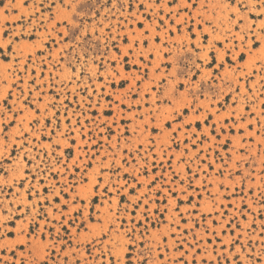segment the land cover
I'll use <instances>...</instances> for the list:
<instances>
[{
    "label": "rangeland",
    "instance_id": "obj_1",
    "mask_svg": "<svg viewBox=\"0 0 264 264\" xmlns=\"http://www.w3.org/2000/svg\"><path fill=\"white\" fill-rule=\"evenodd\" d=\"M192 4L0 0V264H264V0Z\"/></svg>",
    "mask_w": 264,
    "mask_h": 264
},
{
    "label": "snow or ice",
    "instance_id": "obj_2",
    "mask_svg": "<svg viewBox=\"0 0 264 264\" xmlns=\"http://www.w3.org/2000/svg\"><path fill=\"white\" fill-rule=\"evenodd\" d=\"M226 3L227 4H235V0H226ZM187 4L188 5H191V6H195L194 4H192V0H187ZM208 23H210V22H208ZM262 30H264V29H262ZM147 43V41H145V44ZM241 59H243V54H241V57H240Z\"/></svg>",
    "mask_w": 264,
    "mask_h": 264
}]
</instances>
